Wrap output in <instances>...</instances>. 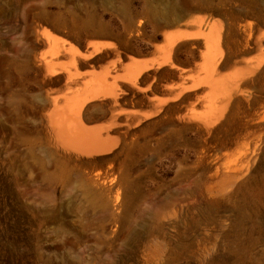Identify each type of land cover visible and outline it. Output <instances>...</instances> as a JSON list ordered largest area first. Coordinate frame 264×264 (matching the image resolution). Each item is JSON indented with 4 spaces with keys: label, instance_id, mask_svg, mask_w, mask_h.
<instances>
[{
    "label": "rangeland",
    "instance_id": "rangeland-1",
    "mask_svg": "<svg viewBox=\"0 0 264 264\" xmlns=\"http://www.w3.org/2000/svg\"><path fill=\"white\" fill-rule=\"evenodd\" d=\"M193 17L264 21V0H0V264H264V92L235 108L222 144L158 116L123 133V112H150L148 78L127 103L85 102L89 127H112L91 154L61 147L46 123L48 100L77 88L64 69L122 73L151 35ZM42 27L101 47L86 66L55 57L46 77Z\"/></svg>",
    "mask_w": 264,
    "mask_h": 264
},
{
    "label": "bare ground",
    "instance_id": "bare-ground-1",
    "mask_svg": "<svg viewBox=\"0 0 264 264\" xmlns=\"http://www.w3.org/2000/svg\"><path fill=\"white\" fill-rule=\"evenodd\" d=\"M184 23L188 28H179V23H176L173 25L175 28H164L161 37L151 35L148 57L127 54L123 61H119L122 62V73L111 75L108 68L100 74L91 73L83 81L74 77L76 74L72 78L71 70L63 68L77 88L72 92H63L61 96L54 95L44 105L50 110L46 114V123L53 140L64 149L78 154L95 152L88 147V142L111 135L109 128L112 127H89L82 117L85 102L109 98L117 105L122 104L127 100V94L140 92L141 80L148 78L146 96L150 112H123V133L126 134L146 115L158 116L201 134L206 143L222 144L220 137L235 108L256 100L258 92H264L261 86L264 75V21L245 20L237 26L226 27L219 19L193 17ZM41 36L43 40L40 44L46 47L35 59L43 66L46 77L58 71L52 62L55 57L68 56L74 66L76 62L86 66L88 62L83 63L82 58L101 47L98 43L87 44L92 50L81 51L75 46H66L46 27H42ZM104 56L98 55L95 60ZM258 122L262 124L264 117Z\"/></svg>",
    "mask_w": 264,
    "mask_h": 264
},
{
    "label": "water",
    "instance_id": "water-1",
    "mask_svg": "<svg viewBox=\"0 0 264 264\" xmlns=\"http://www.w3.org/2000/svg\"><path fill=\"white\" fill-rule=\"evenodd\" d=\"M36 37H37V35H36L35 31L33 30L32 35H31V40H35Z\"/></svg>",
    "mask_w": 264,
    "mask_h": 264
}]
</instances>
